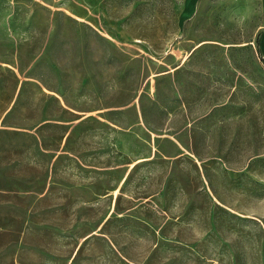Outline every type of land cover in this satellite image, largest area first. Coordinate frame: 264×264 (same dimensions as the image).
<instances>
[{
	"label": "rangeland",
	"instance_id": "1",
	"mask_svg": "<svg viewBox=\"0 0 264 264\" xmlns=\"http://www.w3.org/2000/svg\"><path fill=\"white\" fill-rule=\"evenodd\" d=\"M263 29L264 0H0V81L16 88L0 127V264L71 255L69 264H264L261 217L237 221L225 205L218 226L209 216L165 234L141 226L151 247L108 249L107 235L129 237L133 220L112 216L102 227L107 202L97 194L72 210L55 200L68 195L71 160L81 179L104 168L112 177L151 143L154 159L128 176L155 162L167 176L195 178L198 158L228 160L231 141L238 159L261 157ZM230 108L254 114L252 123L213 120ZM168 140L188 164L169 159ZM186 187L192 206L217 210ZM253 204L264 212L263 200ZM89 230L82 245L57 247Z\"/></svg>",
	"mask_w": 264,
	"mask_h": 264
},
{
	"label": "crops",
	"instance_id": "2",
	"mask_svg": "<svg viewBox=\"0 0 264 264\" xmlns=\"http://www.w3.org/2000/svg\"><path fill=\"white\" fill-rule=\"evenodd\" d=\"M258 47L264 60V29L259 35ZM244 82L247 87L248 81ZM15 92V86L8 87L5 81H0V127L6 123V116L13 104L12 102L16 98ZM236 101L237 99L231 98L229 103H235ZM244 104H247V102ZM230 110V113L222 116L214 114L213 120L229 121L231 128L234 126L238 128L239 122L245 121L248 123L254 119V114H239L237 111H232V108ZM148 132L150 134L153 131L148 129ZM261 141H264V135H261ZM167 142L169 143L168 151L171 157L169 159L173 162L180 155L183 157L182 164H188L190 159L179 152V147L171 140ZM231 145L228 152V160L219 161L215 157L208 165L206 164V154L204 157H199L197 160L199 175L195 178L188 177L187 179L179 176H167L165 167H160L155 162L152 163L154 164L153 166L149 167L140 166L139 168L138 166L139 170L134 175L128 176L131 170L137 167L138 163L142 161L149 162L154 159L156 148H153V143L150 145L148 155L133 159L116 176L112 177H110V172L104 168L95 175L86 173L84 179H81L77 176L76 171L78 162L71 160L69 163V182L61 183L64 191L68 187V195L67 192L60 193L59 198L55 197V200L73 202V205H70L72 210V206L74 207L73 209L77 208L79 201L84 205H89L93 200L92 195L97 194L100 196L97 200L103 203L107 202L105 211L103 209L102 221L99 223L102 227L107 219L112 216L117 217L119 222L122 218L133 220V229L131 228L132 230L127 231V233L132 234H129V237L107 235L108 240L105 241V245L108 249L111 246L112 248L121 249L151 247L148 237L141 238L139 231L141 226L154 227L156 231L165 234V232H170L173 226L176 225L204 227L207 225L204 217L207 216L213 217L215 225L217 224L218 226V217L221 215L222 205L226 206L227 209L225 211L231 219L237 221L238 217H240L245 218L249 222H254V218L258 219L254 216H260L262 227L264 228V212H255L253 204L260 199L264 201V151L261 152V157H248V154H246L247 149L244 153L246 155L238 159L234 142L231 141ZM171 161L169 162L172 163ZM118 168L120 169L119 166ZM206 168L212 170L213 176H206ZM189 184L196 186L194 193L197 194L198 200L199 198L206 199L205 197L208 196L209 202L217 207V210H203L199 209L198 206H192L189 200L190 190L186 187ZM255 185L261 188H254ZM207 189H209V193H207ZM255 189L256 192L254 191ZM80 193H84L85 197H80ZM240 200L244 202L242 205L239 203ZM159 218H162V220L159 221ZM120 224L118 225L119 227ZM98 226L96 229H98ZM93 232V230L86 231L75 240L70 238L69 241H65L64 244L60 243L57 247L65 249L76 248L82 245ZM102 234L105 235L104 231ZM110 238L114 241H111ZM153 243H158V241H153ZM71 260L72 255L69 256L68 263L66 262L65 264H69ZM133 260L135 261V259Z\"/></svg>",
	"mask_w": 264,
	"mask_h": 264
}]
</instances>
